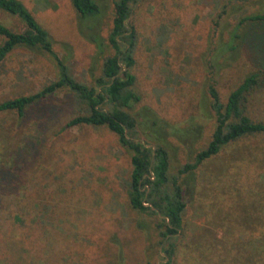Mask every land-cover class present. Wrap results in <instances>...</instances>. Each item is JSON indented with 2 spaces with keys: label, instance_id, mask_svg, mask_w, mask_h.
I'll return each mask as SVG.
<instances>
[{
  "label": "rangeland",
  "instance_id": "1",
  "mask_svg": "<svg viewBox=\"0 0 264 264\" xmlns=\"http://www.w3.org/2000/svg\"><path fill=\"white\" fill-rule=\"evenodd\" d=\"M48 32L70 73L95 85L108 44L114 2L82 19L71 0H20ZM264 0H137L128 109L134 137L169 154L168 179L183 187V229L172 264H264V134L224 146L191 174L179 173L211 139L209 87L225 102L264 53ZM0 22L25 29L0 11ZM239 34L240 39H234ZM3 38L0 37V43ZM58 78L47 52L15 47L0 63V102L38 92ZM248 115L264 121V88ZM87 108L67 89L28 107L0 111V264H163L159 217L133 209L127 180L131 152L106 126L65 127Z\"/></svg>",
  "mask_w": 264,
  "mask_h": 264
},
{
  "label": "trees",
  "instance_id": "2",
  "mask_svg": "<svg viewBox=\"0 0 264 264\" xmlns=\"http://www.w3.org/2000/svg\"><path fill=\"white\" fill-rule=\"evenodd\" d=\"M82 19L100 13L95 0H71ZM137 0H116L112 27L108 34V44L114 50L102 65L101 75L95 85H87L77 80L53 51L48 32L38 23L32 12L20 0H0V11L17 17L25 29L14 31L0 22V63L17 46L38 48L49 53L57 63L58 78L41 90L26 96H19L0 102V111H16L22 116L26 109L38 100L62 89H67L87 108V113L71 118L65 127L87 124L106 126L117 135L119 143L131 152V170L127 180V194L130 206L139 211L158 216L160 243L165 254L163 264H172L175 241L183 229V213L186 208L184 191L178 179L169 185V154L161 145H147L137 140L135 135L137 120L128 111L139 96L131 86L135 75L131 68L135 30L129 24L132 4ZM263 21L264 13L243 18L240 22ZM240 39L239 34L234 39ZM253 70L229 93L225 102L213 85L209 87L211 107L215 114V127L207 145L199 150L193 162L184 164L179 173L191 174L204 161L218 154L231 142L256 134H264V121L254 120L248 115V103L253 92L264 88V53L257 48L249 56ZM145 264H150L146 262Z\"/></svg>",
  "mask_w": 264,
  "mask_h": 264
}]
</instances>
